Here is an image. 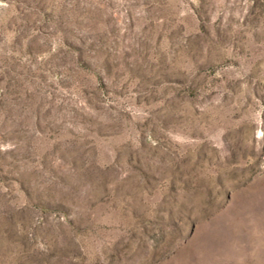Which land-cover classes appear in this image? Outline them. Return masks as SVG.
Returning a JSON list of instances; mask_svg holds the SVG:
<instances>
[{"label": "rangeland", "instance_id": "obj_1", "mask_svg": "<svg viewBox=\"0 0 264 264\" xmlns=\"http://www.w3.org/2000/svg\"><path fill=\"white\" fill-rule=\"evenodd\" d=\"M0 264H264V0H0Z\"/></svg>", "mask_w": 264, "mask_h": 264}]
</instances>
